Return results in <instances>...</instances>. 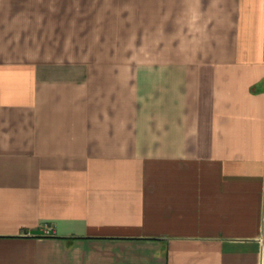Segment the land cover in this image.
Segmentation results:
<instances>
[{"label": "crops", "instance_id": "1", "mask_svg": "<svg viewBox=\"0 0 264 264\" xmlns=\"http://www.w3.org/2000/svg\"><path fill=\"white\" fill-rule=\"evenodd\" d=\"M0 264H264V0H0Z\"/></svg>", "mask_w": 264, "mask_h": 264}]
</instances>
